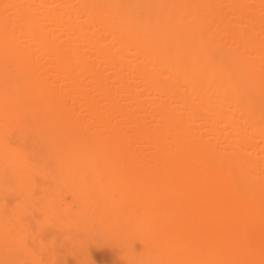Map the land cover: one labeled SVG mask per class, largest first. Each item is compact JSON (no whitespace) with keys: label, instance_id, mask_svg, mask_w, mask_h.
Instances as JSON below:
<instances>
[{"label":"bare ground","instance_id":"bare-ground-1","mask_svg":"<svg viewBox=\"0 0 264 264\" xmlns=\"http://www.w3.org/2000/svg\"><path fill=\"white\" fill-rule=\"evenodd\" d=\"M0 264H264V0H0Z\"/></svg>","mask_w":264,"mask_h":264}]
</instances>
